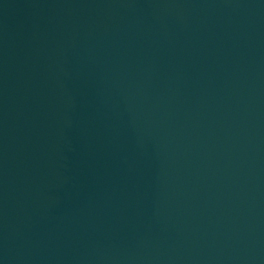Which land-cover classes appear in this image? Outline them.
I'll use <instances>...</instances> for the list:
<instances>
[{
    "label": "water",
    "instance_id": "obj_1",
    "mask_svg": "<svg viewBox=\"0 0 264 264\" xmlns=\"http://www.w3.org/2000/svg\"><path fill=\"white\" fill-rule=\"evenodd\" d=\"M0 264H264V0H0Z\"/></svg>",
    "mask_w": 264,
    "mask_h": 264
}]
</instances>
